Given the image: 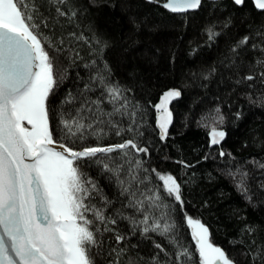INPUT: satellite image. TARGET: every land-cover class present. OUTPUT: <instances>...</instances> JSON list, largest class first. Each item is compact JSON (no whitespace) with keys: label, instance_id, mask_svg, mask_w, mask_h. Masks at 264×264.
Instances as JSON below:
<instances>
[{"label":"trees","instance_id":"trees-1","mask_svg":"<svg viewBox=\"0 0 264 264\" xmlns=\"http://www.w3.org/2000/svg\"><path fill=\"white\" fill-rule=\"evenodd\" d=\"M164 1L28 0L29 23L37 26L33 31L53 62L57 81L47 102L53 140L77 150L135 137L148 149L130 157L98 153L75 162L81 179L91 181L85 184L89 196L84 203L106 217L102 223L93 211L85 213L96 239L89 256L93 264H174L178 245L190 252L184 264H199L185 219L191 217L207 227L210 242L234 264H264V11L250 0L242 7L230 0L203 1L197 11L177 15L161 6ZM245 36L249 39L242 45ZM97 74L121 89L116 106L127 100L135 124L128 115H106L113 104L100 82L92 80ZM249 75L252 80L246 79ZM169 89L181 95L168 104L172 119L161 140L154 105ZM69 94L75 102L63 103ZM82 104L84 122L102 134L97 138L86 129L84 140H64L61 115L74 116ZM129 126L133 132L127 131ZM212 127L225 132L217 145H211ZM118 129L124 130L119 136ZM128 160H139L136 174L148 177L132 188L138 199L144 198L141 193L149 195V189H160L167 207L153 216L165 215L175 224L169 234L175 245L156 232L143 233V225L129 219L141 220L142 212L128 207L130 197L103 167L123 165L120 179L127 181ZM156 173L177 180L182 205L163 193ZM241 183L246 192L237 187ZM117 236L123 237L119 243Z\"/></svg>","mask_w":264,"mask_h":264},{"label":"snow or ice","instance_id":"snow-or-ice-1","mask_svg":"<svg viewBox=\"0 0 264 264\" xmlns=\"http://www.w3.org/2000/svg\"><path fill=\"white\" fill-rule=\"evenodd\" d=\"M58 2L63 4L66 0ZM232 3L242 7L246 0H232ZM253 3L255 9L264 11V0H253ZM200 4L201 0H165L161 6L178 13L197 9ZM31 7L35 10L34 4ZM28 11V0H0V264H93L89 248L96 244V239L89 227L93 221L85 213L93 211L95 219L102 223L106 217L102 210L89 208L84 203L89 196L85 184H91V181L81 179L75 162L96 157L98 153L120 152L130 157L133 151L136 154L147 153L148 149L140 147L135 137L115 145L83 147L80 151L73 150L63 142L59 143L62 151L50 147L56 142L49 129L47 102L57 81L53 62L41 39L33 31L37 26L29 23L32 16L26 14ZM57 12L65 14L59 8ZM213 35L210 32L209 38ZM248 39L245 36L240 44H246ZM246 79L252 80L253 76L249 75ZM92 80L100 82L113 104V111L106 115L109 118L116 114L128 115L135 124V112L128 111L127 100L116 106L122 100L121 89L109 84L103 74H97ZM180 95L178 89H169L154 105L161 140L166 138L172 119L168 104ZM74 102L75 97L69 94L63 103ZM91 103L99 107V102ZM83 108L82 104L81 109L68 119L61 115L60 123L66 130L64 140H72L73 143L75 139L82 141L86 129H92L91 134L100 138L102 130L96 131L92 123L84 122L86 118L81 115ZM216 111L219 112V109ZM25 121L30 128L25 126ZM217 122L223 123V116H218ZM112 127L116 125L112 124ZM122 131L118 129L116 135H121ZM127 131L133 132L134 128L129 126ZM209 135L211 145H217L224 139L225 132L212 127ZM220 155L224 156L225 153L221 152ZM127 163V181L120 179L123 165L110 167L104 163L103 167L117 177L122 194L130 197L128 207L142 212L141 220L129 219L134 225H143V233L151 231L169 237L175 224L169 223L165 215L159 218L153 216L154 212L167 207L160 189H149V195L141 193L144 198L138 199L137 192L132 188L144 184L148 177L141 178L136 174L141 168L139 160H128ZM156 176L162 182L163 193L174 197L182 205L181 187L177 180L171 174L156 173ZM237 187L242 192L247 191L242 183ZM92 190H95L94 184ZM185 219L191 229L199 264H234L225 251L210 242L207 227L191 217ZM115 222L108 220V223ZM108 230L105 228V231ZM116 239L119 243L123 237L117 236ZM169 242L176 244L174 238L169 237ZM155 247L164 251L160 244ZM176 247L174 264H184L190 252L187 248Z\"/></svg>","mask_w":264,"mask_h":264},{"label":"water","instance_id":"water-1","mask_svg":"<svg viewBox=\"0 0 264 264\" xmlns=\"http://www.w3.org/2000/svg\"><path fill=\"white\" fill-rule=\"evenodd\" d=\"M203 1H207V2H219V1H226V0H201V4H200V6L202 5V2ZM230 1H232V0H230ZM251 1V3L253 4V6H254V3H253V0H250ZM165 2V1H164ZM163 3V2H162ZM162 3H160L161 5H162ZM200 6L197 8V9H194V10H188V11H186V12H178V13H172V12H170V11H168V10H166V11H168V12H170V13H172V14H177V15H181V14H186V13H190V12H194V11H197L199 8H200ZM257 11H262V10H258V9H256ZM158 130H159V128H158ZM160 132V131H159ZM50 147H53L55 150H57V151H62V149L59 147V143H54L53 145H50ZM73 150H75V149H73ZM80 150H83V148H81V149H77V150H75V151H80Z\"/></svg>","mask_w":264,"mask_h":264},{"label":"rangeland","instance_id":"rangeland-1","mask_svg":"<svg viewBox=\"0 0 264 264\" xmlns=\"http://www.w3.org/2000/svg\"><path fill=\"white\" fill-rule=\"evenodd\" d=\"M24 124H25L26 127H29V128L31 127L30 125H27L26 121L24 122Z\"/></svg>","mask_w":264,"mask_h":264}]
</instances>
